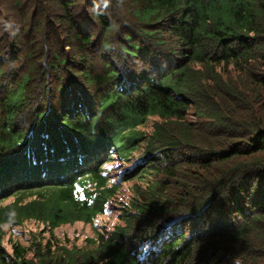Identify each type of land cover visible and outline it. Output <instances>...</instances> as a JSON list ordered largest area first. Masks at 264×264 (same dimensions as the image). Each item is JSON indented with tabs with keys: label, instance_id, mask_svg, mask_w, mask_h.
<instances>
[{
	"label": "trees",
	"instance_id": "1",
	"mask_svg": "<svg viewBox=\"0 0 264 264\" xmlns=\"http://www.w3.org/2000/svg\"><path fill=\"white\" fill-rule=\"evenodd\" d=\"M112 151L133 194L59 244ZM32 219L0 264H264V0H0V233Z\"/></svg>",
	"mask_w": 264,
	"mask_h": 264
},
{
	"label": "rangeland",
	"instance_id": "2",
	"mask_svg": "<svg viewBox=\"0 0 264 264\" xmlns=\"http://www.w3.org/2000/svg\"><path fill=\"white\" fill-rule=\"evenodd\" d=\"M140 151L135 152V155H138ZM110 168H116L117 165L115 163H111ZM116 173L115 171H112V175L114 176ZM114 178H112V181ZM122 197L125 196L129 200L132 193V186L133 182H130L128 184H124ZM33 197L28 196L25 198V201L32 199ZM14 196L10 197L8 200H5L3 202V205L10 204L13 202ZM114 206H110V209H113ZM117 208V207H116ZM109 207L106 209L107 211L110 210ZM117 212L111 211V213L106 212L100 215H98L95 219L96 223L98 225H107V227L110 226L111 221H113V218L116 216ZM120 213H117V216H119ZM3 232L0 233V244L3 248H7L9 251H13L12 244L15 242H20L23 245L29 244V238L32 237L34 234L39 232L41 229L44 228L43 225H38L34 220H28L26 221L25 226H15L12 227L9 224L2 225ZM98 227V226H97ZM95 225L93 223H85L83 220L75 222L71 225V223L64 224L62 226H59L57 229H55L56 238L58 239L59 244L65 243L69 246H77L82 247L86 245L87 237L94 236L95 233ZM43 242L44 244L47 243L48 238L50 237V233L46 232L43 233ZM11 240V242H10Z\"/></svg>",
	"mask_w": 264,
	"mask_h": 264
},
{
	"label": "clouds",
	"instance_id": "3",
	"mask_svg": "<svg viewBox=\"0 0 264 264\" xmlns=\"http://www.w3.org/2000/svg\"><path fill=\"white\" fill-rule=\"evenodd\" d=\"M137 152V151H135ZM135 152L133 153V156H131L129 159H126L125 157L122 156V154H119L118 152H113L111 154H106L104 158H102L99 162L101 163V165L99 166L98 170L100 169H104V168H107V170L109 171V165H108V161L109 163H115L117 165L116 168H111L109 172L105 173V175H102V177L104 178L105 180V184L103 185L104 186V190H108V189H111L112 192H114L113 194L116 195V197H113L112 199V205H117V202H115V199H117V201H119L120 199H123V198H126L125 196H121L122 193L124 192L123 191V188H124V184H128L130 182H133V184L135 183V180L133 179H130V176L135 173V170L138 169V155H135ZM112 156V157H111ZM109 157H111L109 159ZM109 159V160H108ZM112 171H115V178L114 180L112 181V178H109V174L112 173ZM98 173V172H97ZM89 176H92V174H89ZM108 176V178H107ZM119 177H123L124 180L123 181H120L119 180ZM89 181L92 179L91 177L88 178ZM96 182L98 181L95 180ZM115 189V191H114ZM130 199V198H129ZM120 202V201H119ZM119 208V205H117ZM114 208L115 212H117V208ZM119 213V212H117ZM117 213H116V216H117ZM115 216V217H116Z\"/></svg>",
	"mask_w": 264,
	"mask_h": 264
}]
</instances>
